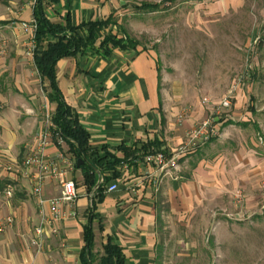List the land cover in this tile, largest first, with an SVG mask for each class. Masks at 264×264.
Returning <instances> with one entry per match:
<instances>
[{"label":"crops","instance_id":"crops-1","mask_svg":"<svg viewBox=\"0 0 264 264\" xmlns=\"http://www.w3.org/2000/svg\"><path fill=\"white\" fill-rule=\"evenodd\" d=\"M46 2L45 15L52 23L68 18L73 27H79L112 17L116 24L105 32L119 38L125 17L141 14L133 10V5H162L167 11H175V26L188 24L196 29L212 27L219 18L232 16L245 5L243 0H213L207 4L195 0ZM34 4L35 0H0V224L7 217L13 218L10 228H0V264H81L83 227L92 208L95 252H102L101 247L112 238L126 264H156L160 226L170 216L192 218L203 209L215 208L225 216H237L227 208L235 206L232 196L241 187L243 205L248 210L255 208L260 196L253 194L264 179V161L237 140L249 136L252 128L249 119L238 121L242 90L233 106L216 119L219 137L208 143H192L190 133L211 115L210 107L202 104L196 91L213 92L217 84L210 81L196 87L186 79L180 80L173 67L161 68L157 54L146 47H138L136 52L114 49L105 55L98 42L82 55L60 60L56 82L65 103L87 131L89 147L120 161L114 167L116 178L114 171L104 172L101 183L105 177L110 180L104 191L99 194L95 188L90 190L66 143L58 146L52 138L45 155L58 160L63 181H73L78 194L74 206L60 207L70 216L52 222L49 201L59 196L60 182L44 180V203L40 204L34 194L36 169L24 165L46 130L43 107L47 106L52 115L56 108L47 99L48 84L42 82L33 57L28 55L33 35L24 26L34 21ZM189 4L192 10L185 15L184 6ZM129 27L135 34L146 35L153 29L148 25L142 28L135 20ZM251 72L247 67L241 75L245 76L242 88ZM202 97L220 101L212 93ZM253 128L258 130L257 125ZM236 140L237 153H233L230 147ZM143 147L147 148L145 155ZM133 151L135 157L127 158L125 152ZM157 156L163 158L162 165L147 160ZM172 160L175 169L166 167ZM7 185L12 186L11 198L5 195ZM112 185L117 190L108 193ZM37 227L44 232L39 253L30 245Z\"/></svg>","mask_w":264,"mask_h":264},{"label":"rangeland","instance_id":"rangeland-1","mask_svg":"<svg viewBox=\"0 0 264 264\" xmlns=\"http://www.w3.org/2000/svg\"><path fill=\"white\" fill-rule=\"evenodd\" d=\"M195 1L207 4L213 0ZM243 1L245 5L240 11L219 18L212 27L175 26V11H167L162 5L150 16H126L122 27L130 39L157 54L161 68L173 67L180 80L186 79L196 87L215 82L217 88L213 92L197 89L196 95L201 101L202 96L210 93L222 100L233 78L250 68L253 73L241 89L243 107L238 111V121L247 118L252 128L249 136L237 140H242L247 151L264 161V0ZM191 10L189 4L183 12L187 15ZM134 20L142 28L153 27L150 34H135L129 27ZM234 103L233 100L232 106ZM256 125L258 130L253 128ZM237 140L230 147L233 153H237ZM262 186L264 179L253 194L256 197L258 194L260 201L249 210L243 205L242 187L236 189L232 196L235 206L227 209L237 216H225L215 208L203 209L192 218L168 217L160 226L156 264H264Z\"/></svg>","mask_w":264,"mask_h":264},{"label":"trees","instance_id":"trees-1","mask_svg":"<svg viewBox=\"0 0 264 264\" xmlns=\"http://www.w3.org/2000/svg\"><path fill=\"white\" fill-rule=\"evenodd\" d=\"M47 6L46 0H35L33 8V18L36 23L34 65L42 82L48 84L49 103L55 104L56 107L52 115L55 132L68 146L69 152L75 159V166L82 171L85 183L89 185L90 190L95 188V191L101 194L105 185L110 181L105 177L103 182L97 186L101 174L114 171V167L120 161L106 152L100 155L97 150L89 147L87 131L79 125L76 114L65 103L58 89L56 65L62 59L84 54L87 50L93 49L98 42L99 48L105 55L114 49L136 52L138 47L142 50H145V47L141 46L138 41L130 39L122 28L118 27L122 34L121 38L111 31L106 33L105 31L110 26L116 24L112 17L106 21L90 22L73 27L68 18L63 23L50 22L45 15ZM133 10L141 14L154 13L160 10V5L141 3L133 5ZM142 151L145 152L143 155L147 154V148L143 147ZM135 153V151L125 152L127 158L135 157ZM78 162H80L79 167H77ZM114 177L116 178V174ZM91 210L88 213L87 223L83 227V247L79 255L81 264H126L121 248L112 238L107 239L101 248L102 252H95L92 229L95 216L93 208ZM100 229L102 230V226Z\"/></svg>","mask_w":264,"mask_h":264},{"label":"built area","instance_id":"built-area-1","mask_svg":"<svg viewBox=\"0 0 264 264\" xmlns=\"http://www.w3.org/2000/svg\"><path fill=\"white\" fill-rule=\"evenodd\" d=\"M26 29H29L33 35V39L31 41V45L28 50V55L33 57L35 50V32H36V23L33 21L30 25L24 26ZM245 76L238 77L230 89L227 92V95L218 102H213L207 98L202 100V104L209 106L211 109V115L208 119L204 120L198 127H196L189 135L190 142L201 141L202 143H208L212 139H216L219 137V131L215 126L216 119L219 118L223 111H226L231 108L232 101L237 97L238 92L242 88L243 81ZM43 116L45 119V127L46 130L41 134V136L36 141L35 149L33 153L29 156L28 159L24 162L26 167H35L36 176H35V187L34 194L40 200V204L44 203L41 198V188L45 179L49 178L52 180H56L60 182V194L58 197L49 201L52 209L51 213V221L59 222L65 219L70 214H64L61 210L62 205H66L68 207L74 206L78 199L77 189L75 183L73 181H63L64 173L60 170L58 160H52L48 156L45 155V149L51 144L52 138L56 139L57 145L60 146L64 143V141L59 137L58 133L55 132L53 123H52V114L49 111L48 107H43ZM52 131V132H51ZM61 157V156H60ZM148 161H156L158 164H163V158L161 156L157 157H148ZM171 168H176V162L174 160L170 161L169 164H166ZM163 169V168H162ZM117 190L116 185H112L107 189L108 193H113ZM262 190H264V186H262ZM5 195L7 198L12 197V186L7 185ZM13 225V218L7 217L4 219L0 228L2 230L6 228H10ZM36 238L30 242L31 247L36 248V252L39 253L43 240H44V232L42 227H37L35 229ZM27 264V263H24Z\"/></svg>","mask_w":264,"mask_h":264},{"label":"water","instance_id":"water-1","mask_svg":"<svg viewBox=\"0 0 264 264\" xmlns=\"http://www.w3.org/2000/svg\"><path fill=\"white\" fill-rule=\"evenodd\" d=\"M79 165H80V162L77 163V167H79ZM100 183H101V181H100V179H99L97 186H98Z\"/></svg>","mask_w":264,"mask_h":264}]
</instances>
